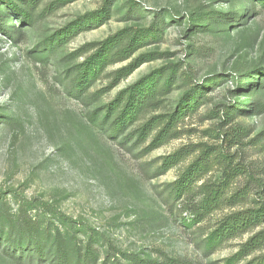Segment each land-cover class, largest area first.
<instances>
[{
    "label": "rangeland",
    "instance_id": "1",
    "mask_svg": "<svg viewBox=\"0 0 264 264\" xmlns=\"http://www.w3.org/2000/svg\"><path fill=\"white\" fill-rule=\"evenodd\" d=\"M53 1L47 0L46 4ZM103 1H75L32 26L20 24L0 4V192L13 214L23 200H35L86 222L101 237L98 250L102 257L111 252V245L122 264L161 263L165 257L191 264H225L251 237L264 231L262 224L215 251H206L205 238L218 220L255 207L254 201L264 198V186H260L264 185V81L253 90H243L246 82L252 81L245 76L257 67L264 68V11L253 9L245 0H115L106 24L79 34L53 60L42 62L31 54L45 38L100 9ZM195 12H219L231 18L221 27L220 18L209 19L193 30L189 16ZM153 25L161 30V41L148 43L134 57L148 52L169 56L143 64L93 105L68 94L61 75L83 61L81 58L70 63L71 53L126 27ZM130 62L110 67L105 75ZM169 64L181 65L182 71L192 73L193 82L208 89L204 105L179 125L177 139L146 151L149 142L140 144L128 136L139 124L123 135L111 136V131L89 120L95 109L110 103L121 90ZM109 83L110 78L105 77L92 92ZM186 89L179 81L158 113L175 107ZM234 102L249 108L257 103V108L221 127L222 117L212 111H224V106ZM239 125L248 129L242 143H231V136L226 140L223 133L236 135L234 130ZM184 147L192 150L191 157L159 176L161 159ZM207 147L228 155L244 172L234 181L230 193L248 187L251 195L242 205L226 207L190 226L189 221L184 222L190 220V213L183 211V202L172 199L169 186ZM222 174L217 166L198 186L207 181L219 182ZM52 222L54 227H62L60 219ZM78 236L84 246L86 234L80 231ZM263 256L264 245L240 264L257 263ZM0 264H21L1 241ZM45 264H52L51 259Z\"/></svg>",
    "mask_w": 264,
    "mask_h": 264
},
{
    "label": "trees",
    "instance_id": "2",
    "mask_svg": "<svg viewBox=\"0 0 264 264\" xmlns=\"http://www.w3.org/2000/svg\"><path fill=\"white\" fill-rule=\"evenodd\" d=\"M46 1L0 0V4L6 6L8 11L18 18L20 24L32 26L60 7L78 0H56L49 4H46ZM114 1L104 0L100 9L78 17L63 29L45 38L31 54L42 62L53 60L59 51L79 34L106 24L112 17ZM245 1L249 2L253 9L260 7L264 11V0ZM219 18L220 23H218L221 27L231 17H224L219 12H195L189 16V23L193 30H196L207 20L215 21ZM5 29V26H2V30L8 33ZM161 37V30L155 25L150 28L126 27L103 41L85 44L69 55L70 63L81 58L83 61L67 68L61 75V81L66 85L71 97L83 101L86 105H93L118 87L123 80L129 78L143 64L169 56V53L148 52L134 57L148 43L161 41ZM128 61L131 62L125 67L105 75L110 67ZM105 77L110 78L108 86L92 92L93 87ZM246 78L252 81H247V87L243 90L247 91L245 90L247 88L253 90L255 86L263 84L264 68L257 67L249 72ZM179 81L187 89L175 107L167 112L158 113L163 108L165 97L172 93ZM237 88V92H240V81ZM207 90L206 85L193 82L192 73L182 71L181 65L169 64L152 71L121 90L110 103L95 109L90 114L89 120L94 125L111 131V136L123 135L139 124L128 136L134 137L140 144L149 142L146 151H154L179 137V125L204 105ZM250 107L234 102L224 106V111L213 110L212 113L216 117H222L221 127H227L234 123L240 114L253 113L257 103H253ZM149 114L152 115L148 117ZM234 133L236 135L232 136L229 132H224L223 136L226 140L231 136L230 142L239 144L242 143V138L248 133V129L239 125L236 126ZM191 155L192 150L184 147L164 156L157 168V174L159 176L166 174L187 161ZM217 166L223 171L222 180L207 181L198 186ZM238 166L239 164L234 165L228 155L223 152L216 153L215 148L207 147L182 171L178 179L170 184L169 191L175 202H183V211L190 213V220L184 219L185 223L189 221L190 226L198 225L226 207H237L249 200L251 192L248 191V187L230 193L234 181L244 174ZM254 203L255 207L233 212L218 220L215 228L210 230L205 238L206 251H215L231 240L262 226L264 198ZM54 219H60L62 227H54L52 222ZM80 231L86 234L84 246H81L78 236ZM0 241L6 243L21 264H45L50 259L52 264H122L116 249L111 245L109 248L111 252H107L102 257L98 250L101 237L86 222L66 215L49 203H38L35 200H23L17 213L13 214L2 192H0ZM263 245L264 231H261L243 244L240 251L228 258L225 264H240L248 256L261 250ZM135 260L141 261L139 258ZM258 260L260 261L257 263L252 261L247 264H264V256ZM153 264L191 263L165 257L163 262L155 261Z\"/></svg>",
    "mask_w": 264,
    "mask_h": 264
}]
</instances>
